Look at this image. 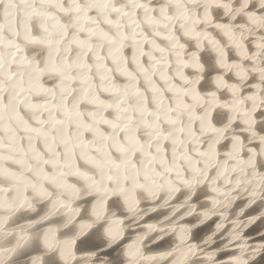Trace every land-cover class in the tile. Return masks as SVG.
Masks as SVG:
<instances>
[{"label": "snow or ice", "instance_id": "6c2138e0", "mask_svg": "<svg viewBox=\"0 0 264 264\" xmlns=\"http://www.w3.org/2000/svg\"><path fill=\"white\" fill-rule=\"evenodd\" d=\"M0 264H264V0H0Z\"/></svg>", "mask_w": 264, "mask_h": 264}]
</instances>
